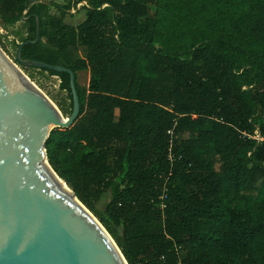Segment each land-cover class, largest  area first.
<instances>
[{
    "label": "trees",
    "instance_id": "16d2710c",
    "mask_svg": "<svg viewBox=\"0 0 264 264\" xmlns=\"http://www.w3.org/2000/svg\"><path fill=\"white\" fill-rule=\"evenodd\" d=\"M32 1L0 0L3 24ZM25 17L22 42L37 17L41 39L22 58L70 68L81 104L49 163L128 264H264V0H40ZM40 71L70 115L69 74Z\"/></svg>",
    "mask_w": 264,
    "mask_h": 264
},
{
    "label": "water",
    "instance_id": "95a60500",
    "mask_svg": "<svg viewBox=\"0 0 264 264\" xmlns=\"http://www.w3.org/2000/svg\"><path fill=\"white\" fill-rule=\"evenodd\" d=\"M40 39L37 17L35 39L22 42L14 60L0 45V264H128L49 163L51 132L72 126L81 104L70 68L22 58L23 47ZM20 65L69 74L73 108L67 118Z\"/></svg>",
    "mask_w": 264,
    "mask_h": 264
},
{
    "label": "rangeland",
    "instance_id": "374dc122",
    "mask_svg": "<svg viewBox=\"0 0 264 264\" xmlns=\"http://www.w3.org/2000/svg\"><path fill=\"white\" fill-rule=\"evenodd\" d=\"M54 2L65 4L67 0H52ZM79 5L78 8L85 5ZM71 10L69 11L66 22L71 25L79 24L85 17V12L81 9ZM26 28L23 25V22L20 21L14 25H5L0 19V37L2 40L3 50L6 54L11 58L15 59L17 46L22 42L23 38L26 37ZM21 67V66H20ZM21 69L25 72L27 76H29L38 86L41 85L43 87V91L49 96V98L58 106L60 103L65 108V113H63L64 117L69 116V112L71 111L70 99L68 97V93L66 91L61 90V79L58 76H51L47 72H41L40 69H31L29 71ZM91 79V74L89 72H80L78 74V82L81 88L85 89L89 85V81ZM40 87V86H39ZM60 109V107L58 106ZM109 200V196H105L100 203V207L104 208Z\"/></svg>",
    "mask_w": 264,
    "mask_h": 264
},
{
    "label": "bare ground",
    "instance_id": "6f19581e",
    "mask_svg": "<svg viewBox=\"0 0 264 264\" xmlns=\"http://www.w3.org/2000/svg\"><path fill=\"white\" fill-rule=\"evenodd\" d=\"M62 183L64 184V186H66V184L64 183V181H62Z\"/></svg>",
    "mask_w": 264,
    "mask_h": 264
},
{
    "label": "built area",
    "instance_id": "2783aa9c",
    "mask_svg": "<svg viewBox=\"0 0 264 264\" xmlns=\"http://www.w3.org/2000/svg\"><path fill=\"white\" fill-rule=\"evenodd\" d=\"M259 138V136H257Z\"/></svg>",
    "mask_w": 264,
    "mask_h": 264
}]
</instances>
